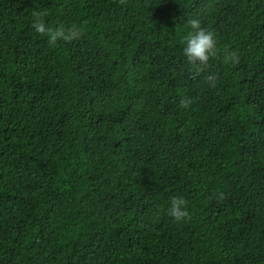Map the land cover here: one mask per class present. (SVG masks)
I'll use <instances>...</instances> for the list:
<instances>
[{
    "label": "trees",
    "instance_id": "trees-1",
    "mask_svg": "<svg viewBox=\"0 0 264 264\" xmlns=\"http://www.w3.org/2000/svg\"><path fill=\"white\" fill-rule=\"evenodd\" d=\"M0 264H264V0H0Z\"/></svg>",
    "mask_w": 264,
    "mask_h": 264
},
{
    "label": "clouds",
    "instance_id": "clouds-1",
    "mask_svg": "<svg viewBox=\"0 0 264 264\" xmlns=\"http://www.w3.org/2000/svg\"><path fill=\"white\" fill-rule=\"evenodd\" d=\"M44 13L37 12L32 20V27L38 34H43L50 46H54L58 41H71L80 36L81 31L76 25L66 26L57 24L55 27L49 26L44 21ZM188 31L182 37V53L185 60L194 68L206 65L209 58L216 54L217 39L215 34L205 29L201 25V21L197 18L188 20ZM226 61L235 63L237 60L235 53H229L225 56ZM210 87L215 86V78L210 76L207 78ZM187 105L188 101H183ZM186 201L181 196H173L170 198L166 208V214L176 221H180L187 215L185 207Z\"/></svg>",
    "mask_w": 264,
    "mask_h": 264
}]
</instances>
